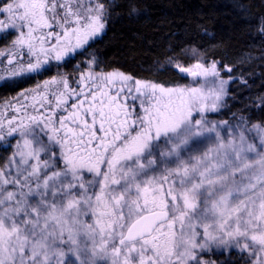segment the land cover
<instances>
[{"label":"snow or ice","instance_id":"1","mask_svg":"<svg viewBox=\"0 0 264 264\" xmlns=\"http://www.w3.org/2000/svg\"><path fill=\"white\" fill-rule=\"evenodd\" d=\"M235 7L264 50V0ZM147 14L137 0H0V86L19 89L0 106V264H264V94L209 119L231 84L249 88L236 73L253 57L217 58L225 42L200 17L188 42L166 33L157 70L175 80L114 66L110 23Z\"/></svg>","mask_w":264,"mask_h":264},{"label":"trees","instance_id":"2","mask_svg":"<svg viewBox=\"0 0 264 264\" xmlns=\"http://www.w3.org/2000/svg\"><path fill=\"white\" fill-rule=\"evenodd\" d=\"M147 8L148 14L140 20L129 21L128 17L121 16L112 21L104 36L105 42H110L104 47L107 57L113 65L135 71L138 75L155 79L159 82H169L177 78L174 71L157 70V61L163 62L169 36L166 33L175 32L173 43L188 42L190 34L194 35L198 30L196 24L200 17H205L209 31L215 34L216 40H223L225 47L217 51V58L224 56L228 61L236 64L247 53H251L253 59L250 64L242 68L237 67V75L244 71L249 79V88L246 90L237 83L231 84L230 96L235 94V99L227 101L225 109L218 113L217 121L230 119L232 112H236L247 97L255 99L264 94V50L260 48V42L253 40L248 35V29L244 21L240 19L239 11L235 7L237 3L251 6L259 12L261 0H137ZM159 26V31L153 28ZM140 32L145 36L144 40L136 38L134 33ZM155 41L150 46L148 40ZM210 38L201 33L197 42L209 45ZM103 46V45H102ZM186 83V79L181 81ZM230 109V111H229ZM259 115V111L256 110ZM4 154L0 150V157Z\"/></svg>","mask_w":264,"mask_h":264},{"label":"flooded vegetation","instance_id":"3","mask_svg":"<svg viewBox=\"0 0 264 264\" xmlns=\"http://www.w3.org/2000/svg\"><path fill=\"white\" fill-rule=\"evenodd\" d=\"M73 63H75V61H73ZM45 78H48L47 75H42V76L37 77L33 80H27L24 82L23 86L24 87L31 86L32 84H34L36 82V79L43 80ZM17 91H19L18 88L13 89L10 87L0 86V103L5 102L6 99H11L12 97H14L16 95ZM0 150L3 151L2 148H0Z\"/></svg>","mask_w":264,"mask_h":264},{"label":"rangeland","instance_id":"4","mask_svg":"<svg viewBox=\"0 0 264 264\" xmlns=\"http://www.w3.org/2000/svg\"><path fill=\"white\" fill-rule=\"evenodd\" d=\"M185 79H186V83H188L189 80H190V78H185ZM4 103H5V102H1V103H0V106H2ZM217 116H218V113H209V119L217 120V119H216ZM1 152H3V151H1ZM3 154H4V152H3Z\"/></svg>","mask_w":264,"mask_h":264}]
</instances>
